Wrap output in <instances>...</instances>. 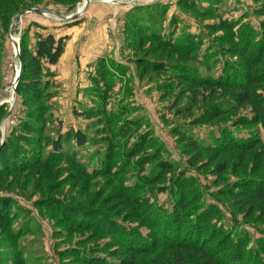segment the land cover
<instances>
[{
    "label": "rangeland",
    "instance_id": "1",
    "mask_svg": "<svg viewBox=\"0 0 264 264\" xmlns=\"http://www.w3.org/2000/svg\"><path fill=\"white\" fill-rule=\"evenodd\" d=\"M9 2L21 10L4 27L5 6L0 8L2 164L12 162L9 151L21 149L11 142L16 130L39 129L43 124L42 131L28 133L36 145L44 144L29 145L34 150L24 168L0 172V200L10 204L12 219L0 224V264L153 263L162 249L146 253L130 249L120 238V227L147 240L151 224L160 219L157 207L164 208V217L172 209L168 189L175 173L184 174L183 180L192 184L174 191L194 214H201L198 219L192 215L180 220L176 238L198 240L223 262L234 264L238 251L240 264H264V256L252 254L256 240L264 243V202L234 201L230 195L236 185L247 193L254 187L264 188V154L258 148L230 145L206 153L185 139L192 136L201 145L209 144L228 131L240 137L258 135L264 144L260 121L264 114V0H90L74 20L60 17L74 15L82 0H4L6 5ZM35 31L67 37L58 62L50 67L51 76L41 77L51 82V99L32 100L16 90L21 39L25 34L33 38ZM248 34H252L250 42ZM243 55L254 56L250 68ZM102 58L110 74L94 86L89 77ZM211 78L225 79L217 83L225 87L209 82ZM238 85H247L251 102L235 109L237 98L230 89ZM84 108L92 109V118L82 117ZM250 118L259 121L247 124ZM58 126L62 133L68 129L86 133L90 142L80 160L88 169L95 150L108 146L122 175H84L65 158L43 163L50 155L47 140L57 136ZM130 126L132 132L125 129ZM123 132L125 136H119ZM137 148L143 152L123 164V158ZM145 157L153 160L143 164ZM162 162L169 163L175 173L164 174ZM149 177L155 184L146 188ZM124 186L143 187L140 193L147 192L152 210L131 214L120 196ZM160 187L167 190L158 191ZM83 215L96 221L94 228L75 224ZM104 219L115 222L113 229L102 228ZM240 237L249 240L242 251L234 245ZM134 241L135 249L142 247Z\"/></svg>",
    "mask_w": 264,
    "mask_h": 264
},
{
    "label": "trees",
    "instance_id": "2",
    "mask_svg": "<svg viewBox=\"0 0 264 264\" xmlns=\"http://www.w3.org/2000/svg\"><path fill=\"white\" fill-rule=\"evenodd\" d=\"M11 1V0H9ZM59 1H71V2H77L78 0H59ZM0 8H3L2 12V20L4 23V27H6L11 20V17L20 11V8H14L11 2H9L7 5L4 3V0H0ZM9 8L12 10H9ZM256 35V34H255ZM246 41L250 42L252 40V34L246 36ZM67 39L66 36H60L56 37L53 33L49 32L46 34H42L39 31H35L33 33V38L28 37L27 34H25L21 39V50H20V58L22 62V67L19 73L18 77V84H17V92L23 93L27 96H29L32 100L39 99L40 97H45L47 99L53 98V94L50 90H48L49 86L51 85V82L49 79H46V81H41L42 75L51 76L50 73V67L52 65H55L61 54L64 50V42ZM183 41V40H182ZM186 42V41H185ZM184 42V43H185ZM256 42V41H255ZM258 44V42H256ZM183 57L185 56V52H181ZM254 56L253 55H243V60L246 63V66L250 68L253 63ZM262 62V61H257ZM143 65V63H142ZM228 69L227 67H225ZM225 69V70H226ZM237 70V69H236ZM235 70V73L238 72ZM108 74H110V70L106 67L105 59H99L97 64L95 65V72L93 75H90L89 79L91 80L92 84L94 86L100 85L103 81L106 80ZM223 78H211L209 79V82L214 83V85H219L220 87L224 88V85H220L217 83H221L225 81ZM245 80L247 82L251 83L252 78L250 76H246ZM233 89H230V92L234 95H236V104L235 109H240L243 107H246L247 104L251 102V94L249 93V89L246 86L238 85L237 87H232ZM91 108H84L82 117L85 119L92 118L91 115ZM259 112V111H256ZM3 114L2 109H0V116ZM255 116V115H254ZM262 118H260L261 126L264 129V114L261 113ZM37 117V116H33ZM248 120V119H247ZM259 120H255V118H250L249 123L248 121H245L244 123L247 124H253L258 122ZM44 128L43 124L42 127L39 129H24L25 132L20 130H16L15 133L12 134L11 142L12 145H14L16 148L20 147V150L17 151H9L8 155L12 162L7 163L6 166H4V162L0 159V172L7 174L10 172V170H14L15 168L22 169L24 166H27L31 159V151L34 147L40 148L41 145L44 143H39L36 145V141L34 142L33 138L29 135L28 132H37L39 130L42 131ZM57 136L52 139H48L47 141L50 142L51 148L49 150V156L46 158H43V163L56 161L58 159L65 158V161L69 163L70 165H73L74 168H79L82 174L85 175V173L92 174V175H112L119 173L122 175L119 167L113 164V160L111 159L110 151L108 146L106 147H100V150H95L93 155L95 157L93 158L92 162L90 163V168L88 169L87 164L82 162L80 158L82 157V153L87 148L85 145L90 142L89 138L87 137L86 133L81 130H75V129H68L65 133L61 132L60 126L57 127ZM128 132H132V126L125 127ZM124 130V129H123ZM119 136L124 137V132L121 133ZM188 140L191 144L197 145L201 147L203 150H205L206 153L211 152H218V150L224 148L222 146L230 145V148L233 147H241L246 150H253L255 148H258L260 152L264 154V144L260 137L258 135H252V136H236L228 131H224L219 134L214 141H212L209 144H200L197 142L196 139H194L192 136H187L185 138ZM45 141V142H47ZM47 142V143H48ZM200 144V145H198ZM29 145L33 146L32 149L29 148ZM228 148V147H226ZM225 149V148H224ZM11 150V149H9ZM34 150V149H33ZM103 150V151H102ZM143 149L137 148L135 151H132L128 155V157L123 158V164L127 159H133L134 156H137V154L143 152ZM74 152V153H73ZM81 156V157H80ZM42 156L39 158L41 159ZM152 157H145L142 161V163H146L149 161H152ZM32 161H35L34 159ZM3 163V164H2ZM13 165H10L12 164ZM27 163V164H26ZM121 164L122 162H118ZM118 164V165H119ZM89 165V164H88ZM161 170H163L164 174H174L175 171L173 167L167 163L162 162L161 164ZM9 167L6 169V167ZM6 172V173H5ZM175 180H172L173 183L170 184V188L168 189L171 193L170 196L172 197L171 206L172 209L170 211L166 210L167 217L163 216L162 210L164 208L157 207V211H159L157 214L158 216H154L157 218H160L158 220H154V223L151 224L149 238L147 240L142 241L137 239L136 234L130 230L128 232L126 229H124L123 226H121V233L123 237L120 236L121 239L124 241H127L129 243L130 249L137 250L140 253H146L151 252L152 250H155L157 248L162 249V253L159 255L157 254V259L153 261L151 264H231L230 262H223L219 259V257L216 258L217 252H214L211 249H206L203 245L200 244V242L197 240L195 242H187V241H181L178 238H176V233H178L181 230V221L183 218L187 219L189 216H194L196 219L197 217L201 216V214L193 213L192 208L190 207V204L187 202H183V198L181 199V196L179 194L177 195V191H174L175 188L180 189L181 191H184L185 186H191L192 183L185 182L184 174L175 173ZM154 178H147L145 179V187L151 188L155 181H153ZM176 183V185L174 184ZM136 186V185H135ZM134 186V187H135ZM175 187V188H174ZM131 189V190H129ZM143 187L141 188H131L124 186L122 187L120 192L121 199L123 200L124 204H126L127 208L130 209L131 214L136 215L139 210L145 208V212L149 211V209L153 208V205H150L149 198H147V192L141 195L140 192H142ZM158 191H166L167 189L165 187L157 188ZM249 191H251L249 189ZM152 194V193H151ZM231 198L234 201L242 200L243 198H248L256 203L264 202V188L254 187L253 192L247 193L244 188H241V185H236L231 191ZM10 204L7 203L5 200H0V224L5 225L8 221L12 220L10 218V211H9ZM154 210V209H153ZM155 211V210H154ZM202 211V209H201ZM183 212V214H182ZM202 214H205L206 216L210 217L209 212H202ZM88 216V215H87ZM163 217V221L161 218ZM86 217L83 215V217L78 218L75 220V224L77 226L82 228H94L96 225V221L93 219ZM144 219V218H143ZM105 223L102 228H105V230H111L113 229V220L107 221V219H104ZM160 222V227H157L158 223ZM162 222V223H161ZM115 223V222H114ZM144 225V224H143ZM145 225H149L145 224ZM157 227V228H156ZM119 228V229H120ZM156 228V229H155ZM223 231H221L222 233ZM224 233V232H223ZM14 234H17L14 232ZM170 234V235H169ZM133 236L136 238L134 239ZM143 237V236H142ZM239 239V240H238ZM236 240L237 247H240V251L244 250L248 244L249 240L247 237H240ZM134 240H138V242H141L142 244L141 248L135 249L137 247H133V244H135ZM257 250H255L254 254L257 257L264 256V243L258 242L256 240ZM250 251V250H249ZM165 253V254H164ZM242 255L240 252L236 251L234 255V264H240ZM245 261V260H244ZM101 262H104V260H101ZM105 263V262H104Z\"/></svg>",
    "mask_w": 264,
    "mask_h": 264
},
{
    "label": "water",
    "instance_id": "3",
    "mask_svg": "<svg viewBox=\"0 0 264 264\" xmlns=\"http://www.w3.org/2000/svg\"><path fill=\"white\" fill-rule=\"evenodd\" d=\"M89 2H90V1H89ZM87 6H88V5L84 6L82 12H78V11H77L74 15H71V16H69V17H60V18H62L63 20H74V19L78 18V17H79L84 11H85V9L87 8ZM33 11H35V12H37V13H41V10H39V9H34ZM18 77H19V73H18V75L15 77V81L18 79Z\"/></svg>",
    "mask_w": 264,
    "mask_h": 264
},
{
    "label": "bare ground",
    "instance_id": "4",
    "mask_svg": "<svg viewBox=\"0 0 264 264\" xmlns=\"http://www.w3.org/2000/svg\"><path fill=\"white\" fill-rule=\"evenodd\" d=\"M89 1H90V0H82V2L79 4V6H78V8H77V11H78V12H82L84 6H86V5L89 4ZM107 1H111V0H107ZM77 11H76V12H77ZM15 41H16V39H15ZM18 72H19V70L17 69V73H18Z\"/></svg>",
    "mask_w": 264,
    "mask_h": 264
}]
</instances>
